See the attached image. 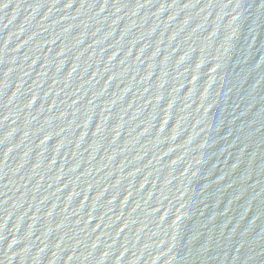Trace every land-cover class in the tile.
<instances>
[{
  "label": "water",
  "instance_id": "obj_1",
  "mask_svg": "<svg viewBox=\"0 0 264 264\" xmlns=\"http://www.w3.org/2000/svg\"><path fill=\"white\" fill-rule=\"evenodd\" d=\"M0 264H264V0H0Z\"/></svg>",
  "mask_w": 264,
  "mask_h": 264
}]
</instances>
